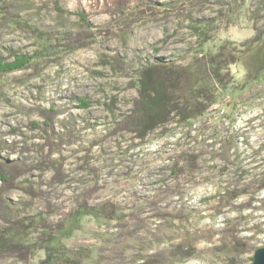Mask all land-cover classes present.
I'll use <instances>...</instances> for the list:
<instances>
[{"label": "rangeland", "instance_id": "374dc122", "mask_svg": "<svg viewBox=\"0 0 264 264\" xmlns=\"http://www.w3.org/2000/svg\"><path fill=\"white\" fill-rule=\"evenodd\" d=\"M27 1L34 11L38 9V22L45 26L57 21V6L68 12L72 26L84 15L96 34L93 42L59 54L37 73L24 70L1 80L4 103L22 115L41 119L27 122L30 132L39 130L32 137L8 120L0 121L8 128L0 132V157L36 165L45 163L48 155L62 164L66 177L61 184H51L52 171L41 175L33 168L25 169L17 181L20 188L28 180L45 197L30 202L23 189H10L5 195L10 205L22 208L30 202L26 213L35 215L50 202L56 213L49 221L57 222L85 193H91L92 206L113 203L120 211L117 221L86 215L77 224L67 221L56 236L68 248H89L91 261L100 264H252L255 252L264 248V189L258 190L264 180V73L251 79L257 64L252 50H241L230 66L245 89L219 95L202 120L165 125L144 140L117 129L116 123L138 99L135 84L141 66L159 58L186 65L214 44L206 37L245 42L264 30V0ZM170 5L172 10L163 11ZM39 47L36 38L20 28L10 26L0 33V57L5 60H13L10 52L30 56ZM116 57L121 63L115 62ZM62 75L78 83L76 90L59 99L75 101L74 109L87 111H69L55 102L47 108L23 103L27 97L37 98L32 90H41L42 84L31 81L51 82ZM105 86L113 94L101 103L93 94L104 92ZM15 96L20 100L13 101ZM50 110L57 113L53 123L57 138L48 142L42 129L44 113ZM64 112L67 117L57 121ZM18 132L25 143L16 155L20 141L9 142L5 137ZM29 138L42 139L43 144L30 148ZM33 150L35 157L25 155ZM181 154L200 156L192 177L173 172L174 159ZM232 191L246 194L229 202L226 196ZM43 257L39 252L33 264ZM0 264L19 263L7 259Z\"/></svg>", "mask_w": 264, "mask_h": 264}, {"label": "trees", "instance_id": "16d2710c", "mask_svg": "<svg viewBox=\"0 0 264 264\" xmlns=\"http://www.w3.org/2000/svg\"><path fill=\"white\" fill-rule=\"evenodd\" d=\"M171 7L172 5L163 8V11L166 12ZM56 11L58 16L55 24L45 26L38 22V9L34 11L32 4L27 0H0V33L3 28L14 26L30 32L40 45L30 56L10 52L13 60L8 61L0 57V82L8 75L19 71L32 69L37 73L59 57V54L80 48L82 42L95 40L96 30L84 15H79V22L72 26L67 20L69 15L67 11L57 6ZM74 29L82 33L78 35ZM202 34L206 37V32ZM206 38V41L212 39L214 44L206 54L186 65H177L174 61L159 58L152 64L140 67L135 84L138 99L133 101V108L129 114L116 123L117 129L134 133L137 138L144 140L153 130L165 125L202 120L207 111L218 103L219 95L225 91L233 93L245 89L246 85L239 84L230 69L235 62L233 57H238L241 50L248 52L252 50V56L256 57L257 64L251 79L257 80L263 76L264 30H258L253 37H249L241 44L215 41L214 37ZM120 60L115 58L117 64L121 63ZM56 114L55 110L44 113L42 132L47 136L48 142L57 138L53 132ZM69 130L71 131L68 133L71 134L73 130ZM199 158L198 154L178 155L177 159H174L173 172L178 176L192 177L198 169ZM62 167L61 163L50 160L48 155L45 163L40 162L36 165H28L25 160L9 161L0 157V263L12 259L19 264H33L39 252H43L44 257L38 264L101 263L91 261L89 248H68L57 240L56 236L65 230L67 221L71 220L77 224L79 219L86 215L107 222L117 221L120 211L116 205L105 202L92 206L89 204L91 193H85L86 195L76 198V206L64 215V219L57 222L49 221L56 213L54 205L50 202H47L45 211L36 212L35 215L26 213L27 209H31V201L45 195L28 180L25 181V189L20 188L17 181L25 173L24 170L33 168L40 171L41 175L46 171H52L54 175L51 184H61L66 178ZM258 187V190L264 189V180ZM16 188L23 189L30 197V202L24 203L22 208L10 205L5 198L10 189ZM244 194L246 193L232 191L228 192L226 198L231 202ZM176 251L190 257L188 252H182L180 248ZM176 251L171 253L172 256Z\"/></svg>", "mask_w": 264, "mask_h": 264}, {"label": "clouds", "instance_id": "9594fccd", "mask_svg": "<svg viewBox=\"0 0 264 264\" xmlns=\"http://www.w3.org/2000/svg\"><path fill=\"white\" fill-rule=\"evenodd\" d=\"M55 70V69H54ZM111 79H115L114 77ZM32 84H42L41 90L39 92L33 91V96L37 97L33 99L32 97H27L23 100V103L26 104L29 107H36L37 105H40L44 108L49 107L50 102H55L58 106H67L69 111H87L84 109L79 108H73V105L75 104V101H68L66 99H59L61 95H70L71 91L76 90V84L78 82H73L68 76H60L58 78H53L51 82L48 81H42V80H34L31 81ZM67 90V91H66ZM7 91V89H5ZM21 91H23V88H21ZM111 91L107 86L104 88V92H96L93 94L94 99H100L101 103L105 102L106 95H112ZM11 95V93H9ZM118 95H123V93H118ZM13 101L20 100L19 96L12 97ZM67 117V112H64L63 115L57 117V121L63 120ZM40 120L41 118L39 116H31V115H22L16 107H9L8 104L4 103L3 98H0V121L8 120L12 126L17 127L21 129L28 137H32L33 135L38 136L39 130H34L32 132L29 131L26 124L29 120ZM8 128L7 126L0 123V132H7ZM60 131H63V129H60ZM6 139L11 142L12 140L20 141V144L17 146V152L16 155H19V149L23 147L25 141L22 139V137L19 135V132L15 135H9L5 137ZM27 144L31 148L34 144H43L42 139L38 140H32L31 138L27 139ZM72 147H76L73 145ZM157 147H159V144H157ZM47 151V149H45ZM134 151H139V149H134ZM59 153H57L58 155ZM82 155V153H80ZM25 155H31L33 157L36 156V151L33 150L30 153H25Z\"/></svg>", "mask_w": 264, "mask_h": 264}, {"label": "water", "instance_id": "95a60500", "mask_svg": "<svg viewBox=\"0 0 264 264\" xmlns=\"http://www.w3.org/2000/svg\"><path fill=\"white\" fill-rule=\"evenodd\" d=\"M252 264H264V248L255 252Z\"/></svg>", "mask_w": 264, "mask_h": 264}]
</instances>
